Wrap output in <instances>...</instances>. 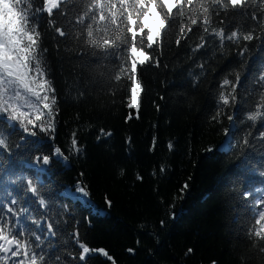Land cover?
I'll use <instances>...</instances> for the list:
<instances>
[{"label":"trees","instance_id":"trees-1","mask_svg":"<svg viewBox=\"0 0 264 264\" xmlns=\"http://www.w3.org/2000/svg\"><path fill=\"white\" fill-rule=\"evenodd\" d=\"M90 3L65 0L61 7L67 19L56 14V26L84 32L92 21L86 18L77 23L76 18L83 16ZM189 7L197 13V25H190ZM201 7L208 8L211 19L208 33L221 28L225 36L231 31L247 34L253 28L256 35L264 32V25L251 19L256 12L264 20L261 0H245L242 6L228 9L211 0H194L192 6L185 4L183 14L174 9V19L155 49L145 46L150 56L163 53L161 66L154 61L138 65L139 109L128 107L131 81L119 71V59L105 58L102 52L92 55L94 49L84 48L83 40L65 42L47 28V14L32 21L40 25L41 47L47 49L44 78L56 89L59 111L51 134L54 139L39 134L21 143L22 130L17 126L13 131L0 120L12 149L0 154V200L4 202L0 214L6 211L10 199L6 193L11 192L36 219L52 222L56 235H49L42 247L52 245L49 254L61 256V264H81L71 236L77 230L81 242L93 249L104 248L115 264H264L260 251L264 236L255 235L264 226V222L256 224L259 211L264 210L257 203L264 198V144L252 139L264 131V119L255 125L246 120L264 91L254 83L264 65V47L256 40L240 41L248 44L243 60L233 42L225 39L221 48L219 36L203 32ZM217 12L221 15L216 16ZM189 26L193 30L185 36L180 29ZM201 35L206 46L193 54L191 49L201 42ZM177 38L180 45L175 43ZM130 55L125 52L124 67L130 65ZM236 72H241L237 91L245 99L234 110L223 107L219 96L231 92V85L222 87L223 80L235 83ZM116 75L122 76L121 81L115 80ZM39 107L43 113L48 111L42 104ZM22 111L31 113L26 105ZM217 112L222 114L213 120ZM227 115L237 117L234 127ZM101 128L111 135L101 137ZM225 129H229L227 140ZM73 133L79 152L71 145ZM249 133L250 144L244 147L243 138ZM16 144L21 147L16 149ZM55 147L61 148L66 161L53 158L43 172L33 166L36 156H51ZM36 175L44 184L41 194L47 209L30 194L20 199L23 189L9 182V177L21 176L35 182ZM77 181L90 193L87 199L74 195ZM185 183L188 188L181 192ZM246 192H251L247 198ZM22 223L43 238L30 220L22 218ZM84 264L112 261L93 253Z\"/></svg>","mask_w":264,"mask_h":264},{"label":"snow or ice","instance_id":"snow-or-ice-1","mask_svg":"<svg viewBox=\"0 0 264 264\" xmlns=\"http://www.w3.org/2000/svg\"><path fill=\"white\" fill-rule=\"evenodd\" d=\"M64 3L65 0H39V5H37L36 0H0V120L13 131L16 130L17 126L22 130L24 135L21 136V143H27L31 138H38L39 134L49 135L50 139H54L51 134L55 132V118L59 111L55 107L57 104L56 89L52 87L50 80L44 78L48 74L43 59L47 49L41 47L40 25L38 22L33 24V20L38 21L41 14H47V28L58 37L63 38L65 42L69 39L77 42L83 40L84 48L92 47L94 49L92 55L102 52L105 58L115 56L116 59H119V71L131 81V99L128 102V107L139 109L138 97L141 93V80L137 78L138 65L144 66L146 62L154 61L155 66L160 67L163 56V53L158 57L150 56L145 51V46L149 50H154L159 42L158 38L161 37L162 32L166 33V26L170 25L174 19V9L183 14L185 4L192 6L194 0H91L87 11L84 12L83 16L77 17L76 22L82 23L87 18L92 23L87 25L84 32L75 33L56 26V14L67 19V12L61 7ZM211 3L228 9L229 6L232 8L242 6L245 0H226V2L225 0H211ZM261 3L264 4V0H261ZM188 12L192 17L190 25H197L196 11L189 7ZM199 12L204 13L202 23L205 27L203 32L207 35L219 36L221 48H223L225 39L233 42L238 49L236 55L242 60L248 52V44L241 45L240 41L251 42L256 40L260 42V46L264 47V32L256 35L254 28L247 34L231 31L230 35L225 36L223 28L218 32L208 33L207 25L211 23L208 8L201 7ZM261 12H264V8L261 9ZM219 15L221 13L217 12L216 16ZM251 19L260 25H264V20H261L256 12L251 14ZM114 24L115 30H113ZM93 25L96 27L94 28ZM192 30L191 26L187 29H180L185 36ZM126 34H130L131 41L128 40ZM199 39L201 42L191 49L193 54L206 46L205 36L201 35ZM129 43L131 44L130 47L128 46ZM175 43L180 45L181 40L177 38ZM125 52L131 54L128 67H124ZM244 62L246 63V61ZM163 66L168 67L167 64ZM200 68L203 69L204 65L201 64ZM201 74L203 75V72ZM121 79V75L115 76L117 82ZM254 83L264 87V65H261L259 76L255 78ZM228 85H231V92L227 94L221 92L219 100L223 107H231L235 110L236 106L245 99L237 91L241 87V72L235 73V83L225 78L222 87ZM21 101L31 110V113L22 111ZM41 104L43 109L48 110L46 113H43L39 107ZM157 107L159 106L157 105ZM221 114V112H217L212 119L218 120ZM130 118L131 116H129ZM236 118L235 115H227V120L233 127ZM262 119H264V91L259 93L258 100L253 104V110L249 111L246 117V120L251 121L253 125ZM100 134L101 137L111 135V133L105 134L102 128ZM228 135L229 129H225L226 140ZM72 136L71 145L73 149L79 152L80 149L76 147V133H73ZM249 136L252 134L249 133L243 138L242 146H249ZM252 139L264 144V131H259L258 135L252 136ZM20 147L21 144L15 145L16 149ZM168 147L171 149L172 144L170 143ZM11 151L8 138L4 135L3 128L0 127V154L3 152L11 153ZM53 158L67 160V157L63 156L61 148L55 147L51 156H36L33 166L43 172ZM161 170L163 171V168ZM0 171L3 169L0 168ZM9 182L18 184L23 189L24 196L20 199H24L30 194V197L38 201L40 206L45 209L49 207L41 194L44 184L41 182L40 175H36L35 182L33 179H25L22 176L15 180L9 177ZM187 188L188 184L185 183L181 192ZM256 191L260 190L256 189ZM74 195L77 199H87L90 193L82 181H77L74 186ZM250 195L251 192L244 193L245 198ZM6 196L10 198L9 203L6 205V211L0 214V253L5 254L0 256V264L7 260H12V264H61V256L49 254L52 245H49L48 249L42 247L49 235H56L53 223H42L41 219H36L28 207L20 206V201L11 192H7ZM3 203L0 200V204ZM107 203L111 206L110 200ZM257 203L259 206H264V198L259 199ZM258 215L259 219L256 220V224L262 225L264 210H260ZM22 218L30 220L40 233H44L43 238L36 231L25 228ZM17 228H19V232L15 231ZM255 235L264 236V226L256 231ZM71 236L79 249L78 261L81 264H84L93 253L101 254L112 261V264H115L113 257L104 248L93 249L87 242H81L78 230ZM32 237H34V241L31 239ZM128 251L132 252L133 249H128ZM191 251V249L188 250L189 253ZM260 251L264 252V248ZM68 255L71 256V253ZM73 259L77 258L73 257Z\"/></svg>","mask_w":264,"mask_h":264}]
</instances>
